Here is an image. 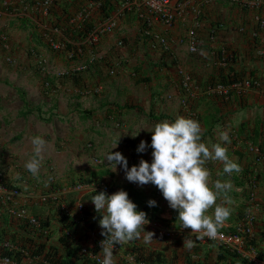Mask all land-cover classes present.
<instances>
[{"label": "crops", "instance_id": "obj_1", "mask_svg": "<svg viewBox=\"0 0 264 264\" xmlns=\"http://www.w3.org/2000/svg\"><path fill=\"white\" fill-rule=\"evenodd\" d=\"M249 1L187 0L170 25L146 16L137 5L125 8L120 5L112 9L113 15L102 17L115 21L113 30L89 42L86 38L76 41L65 33L67 28L82 24L85 5L96 10L102 1L95 6L86 0H53L46 18L59 22V29L54 30L55 39L68 40L72 50H52L44 35L34 43L27 38V26L37 25L39 20L34 7L22 4L21 0H0V54L6 55H0V182L12 179L10 183L20 191L9 200L0 194V222H8L5 230L9 236L5 239L11 234L17 237L29 234V230L23 229L28 219L18 216L20 210H25V215L49 221L43 249L52 246L64 258L65 248L77 243L103 259L101 246L97 245L105 239L99 226L102 214L95 211L91 201L98 193L89 189L88 182L80 183L87 179H91L90 183L104 181L111 189L108 195L134 188L142 202L157 201L151 209L161 218L178 214L163 194L159 198L154 196L155 185L141 187L129 182L120 165L116 172L111 171L105 155L118 143L112 151L121 152L129 168L138 165L141 159L151 162L152 132L146 129L183 116L199 121L202 142L222 143L229 158L250 172L256 195L252 214L257 249L264 257V93L249 88L223 99L207 87L211 78L228 71L244 77L253 73L264 77V28L255 21L256 15L264 17V9L247 5ZM90 15L87 10L84 20H99ZM139 16L146 18L147 23ZM192 41L197 46L193 52L189 50ZM28 43L35 47V53L27 52ZM221 45L227 48L224 51H232L234 59L229 64L220 61L217 49ZM8 53L17 58L8 57ZM9 59L10 63L6 61ZM60 72L65 74L56 77ZM47 76L53 83L46 90L42 81ZM27 105L39 106L41 113L37 110L20 116L21 109L30 107ZM20 117L23 126L17 134L20 159L16 162L13 150L6 146L9 137L4 135ZM29 120H36L35 125ZM53 122L61 125L54 126ZM224 130L229 131L228 144L218 140V132ZM132 134L137 135L133 138ZM34 136L46 141L38 177L24 168L34 154L31 144ZM141 141L149 145L143 153L137 152ZM250 145L258 147L260 153L257 155ZM206 167L211 173V183L217 179L231 181L233 188L228 195L233 203L228 205L231 216L226 222H239L250 188L237 185L238 178L231 177L237 173L231 176L223 173L220 162H208ZM80 202L84 205L82 212L77 209ZM58 211L73 219L71 227L59 221ZM155 222L158 220L145 225V231L154 233L150 244L143 243L142 232L141 239L114 247L116 264H135L129 254L132 246L139 247L143 255L162 253L168 259L175 256L181 264L187 251L184 241H193L191 234L165 236L167 232ZM35 240L39 242L40 238ZM201 252L204 253V248ZM68 259L71 264H84ZM19 264L43 263L39 257L26 255Z\"/></svg>", "mask_w": 264, "mask_h": 264}, {"label": "clouds", "instance_id": "obj_2", "mask_svg": "<svg viewBox=\"0 0 264 264\" xmlns=\"http://www.w3.org/2000/svg\"><path fill=\"white\" fill-rule=\"evenodd\" d=\"M21 1L22 4H26L28 6L30 3H33L32 6L39 7L40 11L44 15L48 16L50 14L49 8L53 0H50L46 9V13L44 12V7L42 6L43 0ZM123 1L124 0H120L119 6L123 5ZM90 2H93V5L95 6L97 4L96 1ZM131 6L133 5L125 7ZM84 7L90 8L86 5ZM99 10H101V7H99ZM86 12L87 9L84 8L82 10L84 19ZM111 15H113V13H111ZM146 16L150 15L146 14ZM102 17L107 18L104 16V14ZM139 19L142 20L144 18L139 16ZM102 21H104V19H102ZM143 21L144 23H147L146 18ZM91 24L92 29L98 23H96V21H91ZM52 28L53 34L59 29L57 26ZM100 35L101 33L99 36ZM44 36L46 37V35ZM62 39L63 41L61 42H64L65 44L62 50H68L66 46L69 41L64 38ZM48 42L52 47V42L59 41L56 40L55 37H50L48 38ZM122 43L123 40L121 41L120 39L119 44ZM53 49L58 48L52 47V50ZM223 62L226 63V61ZM63 74L65 73H62V75ZM57 75L59 76V74ZM45 82L48 83L46 78ZM146 130L152 132L150 145L153 150H151L152 161L149 162L148 160L141 159L138 165H133L131 168H129L127 158L119 151H112V149L118 146V143H116L105 155V160H107L108 165L111 166V171L116 172L117 166L120 165L122 166L125 172V177L129 182L136 183L141 187L147 184L155 185L162 192L163 197L168 202L169 206L172 209L179 211L178 220L180 221L182 227L174 229H190V234H196L198 239L208 238L215 241V239L218 238L219 230L224 226L225 222L231 216V208L228 205H231L233 201L228 193L232 190L233 185L231 181H221L220 179H217L214 183H211V173L206 167V164L208 162L222 163L223 173L228 174L229 176H231L233 173H239L241 171L240 165L229 158L228 149L226 146H222V143L217 142L206 144L202 142L203 129L197 120L180 116L177 117L174 122L163 120L162 122L157 123L154 128ZM136 135L137 134H132L133 138ZM218 140L224 142V144L230 143L231 141L229 131H219ZM31 144L33 146L34 154L26 161L24 168L33 177H38L40 173L41 162L43 160L42 153L44 151L46 141L41 136H34L31 138ZM148 147L149 145L147 141H141L137 148V152L143 153ZM8 187L11 188L14 186ZM251 190L252 189H250V191ZM218 200L220 203H217ZM91 201L95 205V211L102 214V219L99 220V226L102 229L101 235L104 236L105 239L100 241V246L102 249L101 253L103 254V260L101 264H116L113 256L114 247L116 245L123 246L129 244L132 241L141 239L142 232L144 244H150L153 240L154 233L145 231V225L149 224L151 220L148 219L146 212L137 210L136 203H134L129 198L127 191L119 190L112 193L111 195L101 191L94 195ZM147 203L149 207H154L157 205V201L154 199L149 200ZM210 210L213 211L211 214H208ZM171 217L166 219L169 220ZM241 223L242 222H240V224ZM253 233H255L254 226ZM1 245L9 244L0 242V246ZM194 246L195 245L193 241H184V248L191 250ZM244 249L248 250V248L245 247ZM258 258L264 261V259L260 258L259 256ZM5 264H7V261H5ZM16 264L19 263L16 262Z\"/></svg>", "mask_w": 264, "mask_h": 264}, {"label": "trees", "instance_id": "obj_3", "mask_svg": "<svg viewBox=\"0 0 264 264\" xmlns=\"http://www.w3.org/2000/svg\"><path fill=\"white\" fill-rule=\"evenodd\" d=\"M86 1H96L102 3L100 4L101 10L105 17H107L112 9L114 7H118L120 0H86ZM84 6V5H83ZM82 7V6H81ZM80 7V8H81ZM51 12V6L49 8V13ZM53 26L60 27L59 22L56 20L55 22L51 21ZM92 24L90 20H84L82 21V24L79 27H74L73 29L67 28V31L65 34H69L70 38H73L74 40H83L89 30L91 29ZM217 27V26H216ZM213 28V27H212ZM213 31V30H211ZM213 32H210V36H212ZM68 37V36H67ZM69 38V37H68ZM67 49L72 50V46L70 43L67 44ZM223 45H221L217 52L220 55V61H226V63H230L233 61L234 56L227 50L224 51ZM231 72V71H230ZM229 71L227 73H221L218 78H211L208 84H214V83H222V84H233L236 82H239L243 80L244 78L252 77L257 78L259 80H264V77H258L256 74H249L247 77H244L243 75H239L236 72L230 73ZM51 84L53 83L51 78L47 76L46 78ZM49 89V88H48ZM47 90V88H46ZM44 90V91H46ZM264 93V91H263ZM30 106V105H27ZM39 111L41 113V109L39 106H30L25 107L19 111L20 116H26L30 114L33 111ZM17 137V136H16ZM252 150V149H251ZM260 151V150H259ZM258 155V154H257ZM1 170V166H0ZM233 179L238 178L237 185L242 187H249L251 189L252 182L251 180V174L248 172L247 168L242 169L239 173L236 175L233 174ZM91 179H87L85 181L81 180L80 183L88 182L90 183ZM8 186H14L9 181L6 182ZM129 198L132 199L134 203L137 205V210L144 211L147 213V217L151 221L162 222L165 225L173 228H181V223L178 220V214H173L172 217L168 219L161 218L157 216L151 209V207L148 206L147 202H142V200L138 197L139 191L135 190L134 188H127ZM95 193H99V191H94ZM248 194L245 196V200L247 201ZM249 206V203L246 204L245 209L240 214L239 222H235V224H231V222H225L224 226L219 230L220 232L224 233H235L236 225L243 221V218L245 216L246 210ZM59 221L65 226V227H71L74 223L73 219L69 216H67L63 211L57 212ZM39 222H41L39 227L34 226L33 224H29L28 222H23L25 227L23 229L29 230V234L21 235L20 237H17L15 234H11L9 239H5L6 236H9V233L6 232V225L8 222H0V242H9L12 246L16 247V249H13V247H10L8 245H1L0 246V254L10 257L12 260H14L17 263H20L26 255L32 256V257H39L41 259V262L44 264L50 263V264H71L68 258H74L76 261L83 262L84 264H98L95 258H92L89 256L86 252L81 251L82 247L78 245L77 243H74L72 246H68L65 249L66 257H61V255H58L57 251L51 246L49 248H44V243L42 241L45 240V238L48 237V234L46 232L48 228V220L39 219L37 215H35ZM155 219V220H154ZM253 226L255 228V221L253 222ZM40 238L39 242H36L35 238ZM191 239L195 241L194 247L191 250H188L183 255V259L181 260V264H257L251 262L247 257L243 256L240 252H237L236 250H232L218 242H215L213 240H210L208 238L204 239H198L196 234L190 235ZM204 241V245H203ZM244 247L245 248H255L257 250V255L264 259L262 254L257 249V238L255 233H253L252 236L244 237ZM204 248V253H202V249ZM215 254L213 255V253ZM129 254L131 255L132 259L137 263H145V264H163V263H178L175 260V256H173L171 259H168L165 257L162 253H156L152 254L149 253L148 255H143L140 253L139 247L132 246L130 248ZM214 256V257H213ZM68 257V258H67ZM101 258V257H100ZM180 264V263H178Z\"/></svg>", "mask_w": 264, "mask_h": 264}, {"label": "built area", "instance_id": "obj_4", "mask_svg": "<svg viewBox=\"0 0 264 264\" xmlns=\"http://www.w3.org/2000/svg\"><path fill=\"white\" fill-rule=\"evenodd\" d=\"M187 0H124L123 6L129 5H137L141 7L145 14L155 17L157 20L164 24H171L178 14L181 11L182 6ZM50 0H43L42 6L44 7V12L46 13V9L49 5ZM249 6H254L258 8H264V0H250L247 2ZM93 5V2L91 3ZM255 21L257 22L258 26L264 28V17H260L259 15L255 16ZM115 25V21L113 19L104 20L99 22L95 25L91 31L87 34L86 39L89 42H95L98 39V36L102 32H109L113 29ZM64 42H52L53 48H59L60 46H64ZM189 49L191 51L196 50L195 42L192 41L190 44ZM189 82V77H187V83ZM208 87L212 93L219 95L223 99L228 98L232 92L242 94L245 90L251 88L255 90L264 91V80H259L257 78H244L243 80L233 83V84H222V83H215L211 84ZM250 149L254 150L256 154H259V148L253 145H250ZM153 151V150H152ZM1 177V172H0ZM250 182H252L251 191L249 192L248 196V203L249 207L245 213L242 223L236 226L237 232L235 233H224L219 231L218 238L215 241L219 242L220 244L240 252L243 256L247 257L251 262L257 264H264V261L260 260L257 255V251L255 248H250L245 250L243 247L244 237L245 236H252L253 235V222L254 216L252 214L253 206L256 205V195L254 192V182L253 178H251ZM89 189L93 191H104L107 194L110 193V187L104 182H91L89 183ZM0 194L4 196L6 200H9L13 197H16L20 194V191L17 188L11 187L9 188L5 183L0 182ZM155 196L161 197L162 192L157 188L155 190ZM84 208L83 203H79L77 205V209L82 212ZM67 212V210H65ZM28 219L30 224H33L36 227H39L41 222L34 217L33 215H25V210H20L19 215ZM168 233V232H167ZM100 241L97 242V245L100 246ZM81 251L86 252L92 258H95L98 264H101L102 258L97 256L95 252L87 251V249L82 248ZM16 264L15 261L10 259L8 256L0 254V264ZM135 264H145V263H135ZM168 264V263H164Z\"/></svg>", "mask_w": 264, "mask_h": 264}, {"label": "rangeland", "instance_id": "obj_5", "mask_svg": "<svg viewBox=\"0 0 264 264\" xmlns=\"http://www.w3.org/2000/svg\"><path fill=\"white\" fill-rule=\"evenodd\" d=\"M33 5V3H30V5H29V7H34L35 8V10H36V12L37 13H35L34 15H37L38 16V22H37V25H34V24H31V25H28L27 26V33H28V35H27V38L28 39H30V38H32V43H34L36 40H41V39H43L44 38V36L43 35H46V39H44V41L45 42H48V38H52V37H55V35L52 33V30H53V28L52 27H54L53 26V24L51 23V21H49L48 20V18H46L47 16L46 15H44L41 11H40V8L39 7H36V6H32ZM86 9L87 10H89V12L91 13V15L90 16H95L94 18H99V20H97L96 21V23H99V22H101L102 21V16H103V14H102V11L101 10H99V8L98 9H96V10H90L89 8H87L86 7ZM264 9V8H263ZM92 13L94 14V15H92ZM96 20V19H95ZM129 24V23H128ZM37 26V27H36ZM37 35V36H36ZM39 39H38V38ZM121 39H123V38H121ZM58 41L59 42H61V41H63V39L60 37L59 39H58ZM31 43V44H32ZM27 47V52L28 53H30V54H33V53H35L36 51H35V47L33 46V45H30V43H28V45L26 46ZM48 47L50 48V49H52V47L50 46V44H49V42H48ZM62 48H64V46H60L59 48H58V50H62ZM16 49V48H15ZM54 50V49H53ZM11 53H15V52H11ZM1 56H6L5 55V53L3 52L2 54H0ZM8 57H11L12 59H15V58H17V57H12L11 56V54L10 53H8V55H7ZM4 60H5V58H4ZM8 63H10L11 62V59H9V60H6ZM62 71V70H61ZM55 76L56 77H60V76H62V73L60 72L59 73V76L58 75H56L55 74ZM14 77V76H13ZM42 86H43V88H47L48 89V87L50 88L51 87V83L48 81V83H46L45 82V78L43 79V81H42ZM18 91V94H20V95H23L21 92H20V90H17ZM16 106V105H15ZM14 106V107H15ZM17 107V106H16ZM30 122H31V124L34 126L35 125V123H36V120H29ZM40 121V120H39ZM28 122V121H27ZM53 125L54 126H60L61 124L60 123H54L53 122ZM23 126V124H22V119H21V117H20V119H19V121L17 122V120H15V124H12L11 125V127H10V129H8V127H5V129H8V131L6 132V135H4L6 138L7 137H9V140H8V145H6L7 147L9 146L12 150H13V154L16 156V162H17V160H19L20 159V156H18V149H19V145H18V141H19V139H20V136L18 137V133H19V130H20V128ZM4 131V130H3ZM2 132V131H1ZM17 136V137H16ZM13 169H10V171H12ZM14 171H12V173H13ZM9 179V178H8ZM10 181H12V179L10 180ZM9 181V182H10ZM21 189V188H20ZM22 191H23V188H22ZM155 223H158V224H160L163 228H164V230L166 231V232H168V233H165V234H163V235H167V236H172V235H174L175 233H181V234H184V233H186L187 235L189 234L190 235V229H174V228H172V227H168L167 225H165L164 223H162V222H155ZM168 227V228H167ZM188 240V239H187Z\"/></svg>", "mask_w": 264, "mask_h": 264}]
</instances>
